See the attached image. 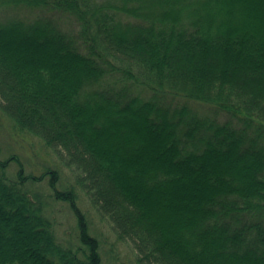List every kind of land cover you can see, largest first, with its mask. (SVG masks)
Wrapping results in <instances>:
<instances>
[{"label":"trees","instance_id":"trees-1","mask_svg":"<svg viewBox=\"0 0 264 264\" xmlns=\"http://www.w3.org/2000/svg\"><path fill=\"white\" fill-rule=\"evenodd\" d=\"M0 112L76 171L0 158V264H114L78 191L135 264H264V0H0Z\"/></svg>","mask_w":264,"mask_h":264},{"label":"rangeland","instance_id":"rangeland-1","mask_svg":"<svg viewBox=\"0 0 264 264\" xmlns=\"http://www.w3.org/2000/svg\"><path fill=\"white\" fill-rule=\"evenodd\" d=\"M206 113V112H205ZM9 154L17 155L27 173L40 175L48 167L57 169L58 188H65L75 183L76 171L65 164L64 159L51 147L46 146L37 137L16 131L0 112V158ZM13 164L8 169L9 176L14 175ZM46 179V178H45ZM34 191L47 193L45 182L30 183ZM50 191V190H49ZM79 193V205L86 213L93 233L102 244V257H110L114 264H135V250L129 241H118L111 231L108 221L98 216L83 192ZM48 212L52 211L56 221L58 235L66 239L74 225V218L65 203L49 200Z\"/></svg>","mask_w":264,"mask_h":264}]
</instances>
